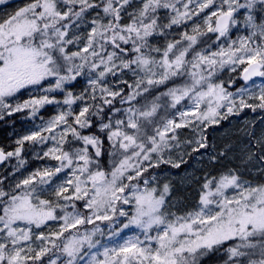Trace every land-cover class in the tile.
<instances>
[{"label":"snow or ice","instance_id":"snow-or-ice-1","mask_svg":"<svg viewBox=\"0 0 264 264\" xmlns=\"http://www.w3.org/2000/svg\"><path fill=\"white\" fill-rule=\"evenodd\" d=\"M179 2L180 0H142L138 9L127 13L125 6L130 5L131 0H33L31 4L0 22V119L5 112L11 115L31 109L32 115H35L44 105H59L61 101L48 95L58 91L65 93L62 103L67 106L66 111L59 112L40 125L38 130L17 140L19 146L14 153L0 150V161H3L13 155L19 157L25 141L43 144L51 139L56 143L43 153V157L50 156L59 162L57 167L33 172L9 191L0 188V233L3 234L0 236V264L40 261L52 249H59L65 254L67 264H78L88 255L83 252L85 243L89 249L95 247L92 235L99 228H95L92 233L72 235L62 242L61 237L77 225L94 223L93 216L97 220H111L118 211L120 216H127L128 213L122 207L117 208L118 202L121 205L134 203V213L124 227L135 225L141 229L144 239L141 240L139 236L129 237L116 247H105L103 259H98L97 254L93 253L85 264H198L197 254L203 255L201 249L211 250L214 245L236 239L239 243L228 248L230 259L248 257V264H264V185L253 187L240 176L230 173L220 179L214 191L202 193L198 210L183 216L164 210L166 198L170 194L169 184L165 183L158 189L150 187L149 180L143 179L144 187L140 188V181L149 167L158 166L162 162L173 163L170 159L164 160L163 153L179 142L175 134H167L188 126L191 122L184 121L185 117L191 115L200 123H218L216 117L226 118L227 114L234 113V109H264V88H261L259 95L250 97L258 100V105L250 104L243 98V89L237 105L232 98L233 93L226 92L222 83L211 82L217 67L223 69L226 64H246L247 67L243 69L245 81L253 76L264 77V71H261L264 69V45L252 46L254 37L259 36L264 40V0H222L221 8L205 18L206 31L200 24L193 22L191 34L184 31L180 39L169 41L161 58L157 60L151 53L161 50L149 43V37L155 34L163 36L164 29L186 24L193 16H198L213 4V0H187L181 11L177 8ZM3 3L5 0H0V4ZM58 4H63L66 10H60ZM191 4H195L197 10L190 9ZM224 5L227 6L226 9ZM95 9L100 11L91 20L90 29L84 38L86 42L76 51H70L69 45L82 42L81 36L75 32L70 35V29L80 28L81 24L87 22L90 11ZM160 9H170L173 13L167 23H158L157 13ZM240 10H244V23L250 34L239 38L238 46L237 41L233 40L226 48L221 45L218 51L204 50L203 46L208 45L211 38H200L207 33H216V41L221 38L227 41L230 28L238 24L234 14ZM122 13L128 16L129 23L122 22ZM198 44L201 46L199 50ZM86 68L89 77L95 74L94 78L88 79L91 88L88 98L95 101L99 89V98L104 105H111L117 96L121 97V103L131 105L132 101L142 93L149 92L154 85L163 84L170 77L186 73L191 78V83L170 88L164 95L171 97L173 108L185 97L192 99L194 107L191 111L179 112L184 122L177 123L175 119H167L162 129L158 127L155 135H150L145 131L146 123L153 122L152 118L161 107L157 102L159 97H156L150 107L145 105L143 108H127V121L117 119L113 129L110 120L108 123L103 122L107 116L102 106H95V111L91 113L93 105L87 102L78 113L72 109L77 100L86 101L85 93L88 89L77 96L71 90H66V85L84 75ZM125 70L137 77L134 84L123 81L132 89L126 95L123 94V89L113 91L104 83L106 76H116L118 72L123 73ZM232 70L235 71V68ZM30 88L39 89L43 94L15 105L8 100L22 89ZM221 101L228 103L224 105ZM204 102L207 103V110L197 116L196 112ZM225 106L227 113L221 115L218 110ZM90 115L100 118V131L108 130V140L113 142V148L118 145L123 150L120 153L123 158L110 174L100 170L98 165L96 170L90 167L93 160L89 156L88 146L95 148V156L99 157L103 143L98 136L85 135L78 130L93 126ZM61 125L64 127L57 138L53 133ZM121 125L132 131L121 130ZM69 134L75 140L82 141L84 147L72 152L65 151L63 145ZM244 135L255 137L254 131L247 129L244 130ZM255 139L256 146L261 149L258 159L264 161V135ZM196 143L198 148L193 151L207 147L203 136ZM229 149L230 146H226L219 156L226 155ZM153 154L157 157L155 161ZM252 156L249 149L248 159ZM145 162H148L147 166ZM173 166L180 165L173 163ZM65 168L71 169L72 178L53 185L52 177ZM133 181L136 183H132ZM210 184L211 181L206 182L203 187L209 189ZM43 185L48 187L44 188ZM70 188L72 191L68 194ZM230 188L236 190L231 196L227 194ZM49 189L58 200L62 198L66 203L61 205L42 199L41 194ZM126 189L130 195L125 194ZM86 197L85 207L92 210V215L85 216L76 212L74 203L71 204L72 212L65 211L62 217L56 215L57 208L63 211L69 207L70 202ZM57 219L64 221L59 231L48 235L43 232L36 234L35 241H39L37 248L32 247L31 243L24 246V242H32L31 226L39 229L47 221ZM18 222H24L26 227H19ZM153 229H156L154 236L151 235ZM256 236L261 238L259 259H252L257 254L255 250L258 245L251 238ZM49 244L51 248L47 247ZM50 264H56V261L51 260Z\"/></svg>","mask_w":264,"mask_h":264},{"label":"rangeland","instance_id":"rangeland-1","mask_svg":"<svg viewBox=\"0 0 264 264\" xmlns=\"http://www.w3.org/2000/svg\"><path fill=\"white\" fill-rule=\"evenodd\" d=\"M33 0H27L23 2V0H5V3L0 4V22H3L9 16L6 14L13 11L19 10L20 8L26 7L31 4ZM187 2V0H180L177 3V8L183 11V3ZM243 2V0H241ZM142 4V0H131V4L125 6L126 12L131 13L134 10L138 9ZM222 0H213V4L209 5L208 8L204 9L199 13L198 16H193L192 20L187 21L186 24H181L179 26L174 25L170 29H164V35L161 36L159 34H155L149 37V43L156 48H160V52L153 51L151 53L157 60L161 58L162 52L166 47V44L169 41H174L176 39H180V35L182 32L187 31L191 34V29L193 26V22L200 24L201 27L206 31V26L204 25V20L207 16L211 15L212 12L217 11L221 8ZM190 9L197 10L195 4L189 5ZM226 9V5L223 6ZM58 8L62 11H65L66 8L63 4H58ZM100 11L99 9L91 10L89 15L87 16V22L81 24V27L76 29H70V35L72 32H75L77 35H80L82 38V42L78 45H69L70 51H76L78 47H83V43L86 42L84 38L87 35V32L91 26V20L95 17L96 12ZM11 14V15H12ZM173 13L170 9H160L157 13L159 17L158 23H167L168 18ZM102 15V13H101ZM123 17L126 18L125 23H129L130 20L126 14H123ZM236 19L238 20V24L234 25L230 28L229 35L227 37V41L225 42V38H221L220 41H216V33L210 34V40L208 45H204V50L218 51L219 47L223 45L225 48L228 43L236 40L237 46L239 44V38L247 37L250 34V30L246 27L244 23V10H240L238 13L234 14ZM215 18L213 17V25ZM209 34V33H207ZM205 37V36H204ZM203 38V37H201ZM257 44L264 45V40H262L259 36L253 38L252 46H256ZM199 50V46H197ZM111 51V48H109ZM190 59V57H189ZM233 67L235 71H233ZM246 67V64H226L223 69L217 67L215 74L211 77V82L213 83H222L226 92L233 93V97L236 100L237 105L239 104V99L241 96V90H245L243 94V98L250 104L258 105L259 101L250 98L256 95H259L261 88H264V77L260 76L249 82H242L240 80V73ZM159 71V69H156ZM264 71V69H263ZM143 75V73H140ZM95 74L92 77L87 75V68L85 69V74L77 77L76 81L72 82L69 85H66V90H71L74 95H80L85 89H88V92L85 93L86 101L77 100L73 105L72 109L78 113L79 109L84 106L85 102L89 105H93L90 108V113L95 111V106H102L103 111H107L106 116L103 120L104 123H108L109 120L113 125V129L115 128V122L117 119H122L127 121V112L126 109L130 106L135 107L136 100L129 103H121V97L117 96L113 101H115V106L110 108V105H104L103 101L99 98L100 93L99 89H97L96 95L98 101H92L90 98L91 88L88 84L89 78H94ZM136 76H133L132 72L125 70L123 73H117L116 76L108 75L105 77L104 83L107 87L112 89L113 91H120L123 89V93L126 88H128L123 81H127L128 84H134ZM168 81V83H166ZM163 84H167L165 88H163L156 97H159L157 101L161 107L158 108L155 121L153 122V134L155 135L156 128H163V123L166 122L167 119H175L177 123H181L184 121H190L191 123L188 126L175 129L174 133L169 132L167 135L171 136L175 134L177 136L178 144L169 150H166L163 153L164 160H171L173 163L184 165L182 170H176L177 167L173 166V163H159L158 166L166 165L169 168L164 170H155V167H149L147 174L143 176L140 181V188L143 189V179L149 180L150 187H157L158 189L162 188L163 184L167 183L170 187V194L166 198L165 211L174 213L177 216L186 215L189 212L198 210L200 207V197L202 193L208 190H215V185L220 181L223 176L231 174H235L241 177V179L253 187L264 185V161H260L258 159L259 155H261V149L256 146V137H260L264 135V109H260L256 107L255 110L252 108H244L243 110L237 111L234 109L233 114H227L226 118L221 119L219 116L216 119L219 121L218 123H209L205 121L204 123H200L199 120H196L193 116H188L184 118V121L181 120L179 116L180 111H191L194 107L192 99L189 97H185L181 100V102L176 105L175 108L171 107V97L164 95L167 93L170 88H179L183 87L185 84L191 83V78L185 73V75L181 74L175 77H170ZM158 84L155 87L163 85ZM47 86V85H46ZM128 93L132 91V89L128 88ZM42 91L39 89H22L21 92L17 93L15 97L8 98V100L15 105L17 102L23 103V101L32 98V96H40L42 95ZM50 96H55L57 100L61 101L59 105L51 104L44 105L39 108L35 115H32L31 109H25L21 112H14L11 115H8L6 112L3 115V118L0 120H6L7 117H13L16 115L17 121L15 122L17 129L9 130L8 128L0 131V148L4 149L8 152H15L16 148L19 146L17 144V140L22 139L25 135H30L33 131L38 130L39 126L46 123L52 117L56 116L61 111H66L67 106L62 103L64 99L65 93L63 92H54L48 93ZM108 99H112L108 97ZM112 101V102H113ZM101 102V104H100ZM152 102H147L146 105L151 106ZM222 104L227 105L228 101H221ZM139 106V105H138ZM136 108V107H135ZM119 109V111H116ZM207 110V103H201L200 109L197 110L196 115H200L201 112ZM221 115H225L227 113V107H222L218 110ZM105 113V112H104ZM18 114V115H17ZM89 118L93 121V126L91 128H85V135H96L93 133V128L97 133H106L108 139V130L103 132L100 131L99 124L100 118L97 116L90 115ZM71 120V118H70ZM7 122H4V125ZM23 125V126H22ZM1 127V126H0ZM64 126L61 125L54 131V135L59 138V134ZM121 130H125L126 128L121 125ZM247 129L249 131H254L255 137H248L244 135V130ZM44 135H49V133H44ZM205 138V142L207 147L200 148L198 151H193V149L198 148V144L196 141L201 140V137ZM99 137V136H98ZM158 138V137H157ZM101 140V138L99 137ZM102 141V140H101ZM55 141L49 139L43 144L33 142V141H25L24 145L21 149L20 156L17 157L15 155L8 157L5 164L0 166V171H2V175L0 176V188H3L5 191H9L15 187V184L22 179L27 178L30 174L37 170H43L45 168H54L59 166V162L49 157H43V153L47 151L49 148L55 145ZM175 144L176 142H171ZM78 140H75L71 134L66 137V142L63 145V149L65 151L72 152L78 147ZM226 146H230V149L227 150L226 155L219 156L221 151L225 150ZM84 147V146H83ZM92 148V153H95V148L92 146H88V150ZM251 149L253 156L251 159H248V152ZM43 157V158H41ZM216 157V159H213ZM157 159L156 154H153V161ZM23 161V163H21ZM214 162L218 165L222 166V172L204 174L203 178L200 179L199 171H201L204 167L203 162ZM82 163V162H79ZM148 162H145V166H147ZM75 166V165H74ZM179 166V167H180ZM175 168V169H172ZM112 171V170H111ZM108 172V174L111 173ZM72 178L71 177V169L65 168L62 172L58 173L56 176L52 177V184L56 185L64 182L65 180ZM154 178V179H153ZM39 179V178H37ZM198 179H200L198 181ZM197 181V182H196ZM211 181L209 189H205L203 186L206 182ZM127 183V181H125ZM132 183H136L133 181ZM90 186V185H89ZM42 187L47 188V185H43ZM71 188L69 189V193L71 194ZM234 189H228L227 194L233 195L235 194ZM126 195H130L129 190L126 189ZM42 199L52 200L54 203H59L61 205L66 202L61 198L57 199L51 192V190H47L41 194ZM87 197L83 200H74L69 203V207L65 210H61L60 208L56 209V215L58 217H62L65 214V211L72 212L73 208L71 204H75V211L79 212L81 215H92V210L87 209L85 207ZM123 208L128 215L120 216L119 211L112 216L111 220H97L95 216H93L94 223L92 224H83L77 225L76 228H70L66 231L61 237V241L70 238L72 235H83L85 232L92 233L95 228H99V231H96L94 235H92V242L95 244V247L89 249L87 243H85L83 252L88 255L84 257V260L79 261L78 264H85V262L91 258V254H97L98 259H103L102 253L105 247L113 248L119 244H122L129 237L139 236L141 240L144 239V235L141 229L137 228L135 225H130L128 228H125L124 225L128 223L129 217L134 213V203L128 205L117 204V208ZM214 207V206H213ZM2 214V213H0ZM174 218V217H170ZM64 224L62 219L57 220H49L45 225H42L41 228L37 229L35 226H31L33 230V238L32 242H24V246L27 247L29 243L34 248H37L39 245V241H35V235L43 232L45 235H48L50 232L59 231L61 226ZM19 227L24 228L26 225L24 222H18ZM156 234V229H153L151 235ZM3 234L0 233V236ZM155 244L153 243V247ZM47 247L51 248V245H47ZM202 250V249H201ZM200 250V251H201ZM49 255V256H48ZM198 256V255H197ZM67 256L62 254L59 249H52L48 253H46L40 261H30L31 264H50L51 260H55L56 264H67ZM255 259V258H254ZM259 259V258H256ZM236 264H240L236 262ZM248 264V262L243 263Z\"/></svg>","mask_w":264,"mask_h":264},{"label":"trees","instance_id":"trees-1","mask_svg":"<svg viewBox=\"0 0 264 264\" xmlns=\"http://www.w3.org/2000/svg\"><path fill=\"white\" fill-rule=\"evenodd\" d=\"M26 1L27 0H23V2H26ZM12 10L9 11L6 14V16L11 15L13 13ZM126 21H127L126 18H123L122 22L125 23ZM210 34L211 33L207 34L205 37L200 38V39L201 40H209ZM197 46H199V49H200L201 46L199 44ZM128 47H130V45ZM183 75H185V73ZM166 83H168V81ZM166 86H167V84H163V85H160L157 87H155V85H154L153 87L150 88L149 92L142 93L141 96H138L136 98V104L137 105L135 107L136 108H143L147 104V102H149V103L152 102L155 99V96L160 94L161 90L163 88H165ZM128 90L129 89L126 88L123 94H125V95L128 94ZM96 100L98 101L99 99H96ZM137 101H139V103H137ZM100 104H101V102H100ZM114 106H115V101L112 102V104L110 105V108L114 107ZM104 112H105V114L107 113V111H104ZM14 117L16 118V115H13V117H11V116L7 117L6 118L7 121H5L4 119L0 120V126H1L0 131H2L3 129L6 130V128H8L9 130H16L17 129L16 124H15V122H12V121H17ZM155 117H156V115L152 118L153 122L155 121ZM4 122H7V123L4 125ZM153 122L152 123H146V126H145V131L150 135L153 134ZM78 130L82 134L85 133V130H82L79 128H78ZM124 131L131 132L132 130L125 129ZM93 133L97 134L101 138L103 143L101 145V155L99 157L95 156V153H92V150H93L92 148L89 149V156L93 160V164L90 165V167L92 170H96V167L98 165L100 170H103L106 173H108L111 170H113L114 166L116 164H118L120 159L123 158L122 155H120V153L123 152V150L119 149L118 145L116 148H113V142L109 141L107 139L106 133H97L94 128H93ZM78 142H79L78 147L82 148L84 146L83 142L82 141H78ZM8 160L10 161L12 159H8ZM203 165H204L203 169L201 171H199L200 179H202L203 175L206 173L211 174V172L212 173L213 172L214 173L222 172L221 168H223V167L218 165L217 163L204 161ZM166 168H169V166H166V165L155 166V170H164ZM183 168H184V165H181L180 167H177L176 170H182ZM172 169H175V168H172ZM2 171H0V176L3 174ZM145 175H148L147 172H145L143 174V176H145ZM200 179H198V181ZM251 239L254 243H257V245H258L257 249L255 250L257 254L252 257V259H254V258L256 259V258H259V242L261 241V238L259 236H256V237H253ZM237 243H239L238 239L228 240L222 244L214 245L211 250L202 249L201 252H203V255H200L199 253L197 254L198 255V264H234V261H236L238 263H240L241 261L243 263L248 262V259H249L248 257H240V258H231L230 259V253L228 252V248L230 246H234ZM28 264H31L30 261L28 262Z\"/></svg>","mask_w":264,"mask_h":264},{"label":"water","instance_id":"water-1","mask_svg":"<svg viewBox=\"0 0 264 264\" xmlns=\"http://www.w3.org/2000/svg\"><path fill=\"white\" fill-rule=\"evenodd\" d=\"M246 67H247V66H246ZM261 71H263V70L261 69ZM257 77H259V76H253V77H251L249 80L245 81V80H244V71H242L241 74H240V79H241L242 82H249L250 80H253V79L257 78ZM0 150H3V149L0 148ZM3 151H4L5 153H7L5 150H3ZM6 160H7V157H6L3 161H0V165L4 164V163L6 162Z\"/></svg>","mask_w":264,"mask_h":264},{"label":"bare ground","instance_id":"bare-ground-1","mask_svg":"<svg viewBox=\"0 0 264 264\" xmlns=\"http://www.w3.org/2000/svg\"><path fill=\"white\" fill-rule=\"evenodd\" d=\"M23 126V125H22Z\"/></svg>","mask_w":264,"mask_h":264}]
</instances>
